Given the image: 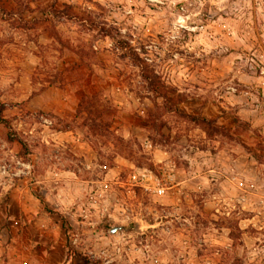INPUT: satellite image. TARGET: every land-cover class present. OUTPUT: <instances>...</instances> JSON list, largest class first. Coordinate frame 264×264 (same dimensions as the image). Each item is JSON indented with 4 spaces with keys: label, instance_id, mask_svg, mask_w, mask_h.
<instances>
[{
    "label": "rangeland",
    "instance_id": "obj_1",
    "mask_svg": "<svg viewBox=\"0 0 264 264\" xmlns=\"http://www.w3.org/2000/svg\"><path fill=\"white\" fill-rule=\"evenodd\" d=\"M0 101V264H264V0H0Z\"/></svg>",
    "mask_w": 264,
    "mask_h": 264
},
{
    "label": "trees",
    "instance_id": "obj_2",
    "mask_svg": "<svg viewBox=\"0 0 264 264\" xmlns=\"http://www.w3.org/2000/svg\"><path fill=\"white\" fill-rule=\"evenodd\" d=\"M141 71H142L143 78L145 80H148V82H149L151 88L153 89V91L155 92V94L160 95L162 97H165V93L162 90H160V88L156 87V83L154 81V78L147 75L143 68L141 69ZM88 102L89 101L86 97L81 98L78 102V105H77V113L81 112V111H87L88 114L95 113L96 115L99 116L100 113L98 111L91 110ZM4 109H5V104L0 101V122L8 124V121L5 120L3 118V115H2ZM184 117H186L188 120L195 123L196 125H199L200 127H202V129L205 131V133L208 136H213L215 134L221 133V131H224L223 127L215 125L212 120H210L204 116H201V115H185ZM87 125L93 129L104 128L106 126V124H103V123L101 124L99 122H96L95 119H90L89 122L87 123ZM23 146H25L24 143H23ZM254 155H255V157H258L257 154H254Z\"/></svg>",
    "mask_w": 264,
    "mask_h": 264
},
{
    "label": "crops",
    "instance_id": "obj_3",
    "mask_svg": "<svg viewBox=\"0 0 264 264\" xmlns=\"http://www.w3.org/2000/svg\"><path fill=\"white\" fill-rule=\"evenodd\" d=\"M9 182V180H6L3 184V188H7V187H9L8 185H7V183ZM2 198H6V196L5 195H2V194H0V201H2ZM5 204H6V207H7V209H9V207L11 206V205H18V204H20V196L18 195V194H16V193H14L13 192V190L9 193V198H8V200H6L5 201ZM13 219H14V216H12V215H10V216H8L6 213H4V214H2L1 215V223H0V233H3L4 231L6 232L7 231V228H11V225H10V223H9V221H12V222H14L13 221ZM4 221L6 222V226L5 227H3V223H4ZM10 232H11V230H10ZM12 233V232H11Z\"/></svg>",
    "mask_w": 264,
    "mask_h": 264
},
{
    "label": "built area",
    "instance_id": "obj_4",
    "mask_svg": "<svg viewBox=\"0 0 264 264\" xmlns=\"http://www.w3.org/2000/svg\"><path fill=\"white\" fill-rule=\"evenodd\" d=\"M16 165L23 167L24 169H29V164H25L23 162L17 161ZM21 173H24L23 169L18 168L14 172H11V165L7 163H1L0 164V174H3L5 176H19Z\"/></svg>",
    "mask_w": 264,
    "mask_h": 264
},
{
    "label": "water",
    "instance_id": "obj_5",
    "mask_svg": "<svg viewBox=\"0 0 264 264\" xmlns=\"http://www.w3.org/2000/svg\"><path fill=\"white\" fill-rule=\"evenodd\" d=\"M119 230H125V228L123 226H119V225H114L110 228L109 232L111 234H114L116 231H119Z\"/></svg>",
    "mask_w": 264,
    "mask_h": 264
}]
</instances>
